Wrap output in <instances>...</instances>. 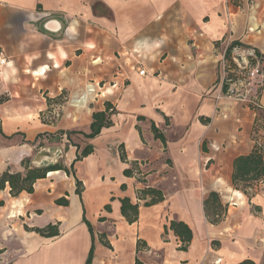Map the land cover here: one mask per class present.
<instances>
[{
	"label": "crops",
	"instance_id": "obj_1",
	"mask_svg": "<svg viewBox=\"0 0 264 264\" xmlns=\"http://www.w3.org/2000/svg\"><path fill=\"white\" fill-rule=\"evenodd\" d=\"M250 1L0 0V174H24L25 159L69 171L48 172L32 193L0 190V264H86L83 217L94 235L91 264L262 263L264 176L248 197L232 175L235 159L264 140V80L254 74L248 88L234 91L232 81L222 92L226 47L264 45V0ZM112 81L116 88L87 104L76 100L88 85ZM106 103L111 126L85 137ZM58 106L60 118L49 119ZM86 146L92 152L71 169ZM44 149L52 155L37 160ZM146 187L163 200L143 206L137 193ZM210 192L225 208L217 224L205 216ZM124 197L140 204L131 224L121 215ZM171 220L192 232L185 251L164 229ZM49 224L56 236L31 230Z\"/></svg>",
	"mask_w": 264,
	"mask_h": 264
},
{
	"label": "trees",
	"instance_id": "obj_2",
	"mask_svg": "<svg viewBox=\"0 0 264 264\" xmlns=\"http://www.w3.org/2000/svg\"><path fill=\"white\" fill-rule=\"evenodd\" d=\"M249 48L253 51V55L256 58L264 59L263 54L254 47L244 45L238 41L231 42L225 49L224 52V60L228 63L226 65L236 67L234 62L232 61V51L235 48ZM254 64V62H253ZM225 66V70L228 72L229 67ZM232 76L227 73L225 77V81L222 84V92L228 93L229 83L232 82ZM5 97H0V103L5 101ZM113 113V110H110V105L105 104V111L94 112L92 114V122L90 124V132L85 135L87 138H94L97 136L102 128H107L111 126L110 115ZM152 133L155 139H159L163 145H165V138L164 136L156 129L154 125L151 126ZM258 133V129H255V134ZM92 152L91 146L84 147L81 152L76 156L74 161L71 164V169L73 168V164L76 161L81 160L82 158L86 157ZM121 159L123 157L121 156ZM22 166L25 169L24 174L18 172H10L8 169L5 170L3 173L0 174V190L5 188L7 184L9 187V193L12 197L18 196L21 192L25 191L27 193H32L33 191V183L37 179L44 178L46 174L50 171H57L62 170L69 174V171L66 167H63L60 163L55 164H45L41 167H30V160L25 159L21 162ZM234 171L232 175V184L235 189L240 190L243 194H249L247 192V188L250 186V183L253 181H258L263 178L264 176V147L257 139L255 141V145L253 147L252 152L246 156H239L235 159L234 164ZM135 169H125L123 174L125 176L132 175ZM137 171V170H136ZM139 172L137 171L136 174ZM76 181V192L78 195L81 193V182L75 178ZM137 197L139 202L142 201L143 206H150L155 203L161 202L163 200L162 193L154 188H144L139 190L137 193ZM121 202V215L125 218V220L131 224L137 220L138 216V209H139V202L132 204L130 200L126 197L120 200ZM205 216L207 220L211 224H217L223 218V214L225 208L222 206L219 195L216 192H210L208 197L203 201ZM106 209H109L108 206H105ZM218 209H222V216H220L217 212ZM211 215H214L215 219H211ZM83 222L86 224L90 236H91V246L88 252V256L86 259V264H91L94 256V235L91 229L89 222L83 217ZM165 231L170 229L175 236H177L181 242L179 249L182 251L187 250L191 239H192V232L190 228L180 221L171 220L169 222V226L164 227ZM32 231L36 232L37 234L45 237L56 236L58 234L57 226L55 225H47L43 228H33ZM102 244L106 247H110L106 241H101ZM139 248H143V244L137 242V250ZM135 264H141L138 260L135 261ZM237 264H257L250 259H245ZM264 264V259L262 263Z\"/></svg>",
	"mask_w": 264,
	"mask_h": 264
},
{
	"label": "rangeland",
	"instance_id": "obj_3",
	"mask_svg": "<svg viewBox=\"0 0 264 264\" xmlns=\"http://www.w3.org/2000/svg\"><path fill=\"white\" fill-rule=\"evenodd\" d=\"M244 45L251 46V47L256 46L255 44L249 45L246 43ZM259 48L263 52L262 54L264 56V45L260 44ZM235 51L237 53H234V50H233L231 57L236 67H232V66L230 67L226 65V67L227 66L229 67L228 73L232 76L233 81H235L236 83V86L233 88V90L235 91V88H239V87L248 88L250 86V83L253 82L254 74L256 76H259L258 79L260 82L264 80V59L256 58L253 55V51L249 48H240V47L238 48L237 47L235 48ZM225 64H228V63L225 61ZM255 70H257V73H255ZM237 82L239 83L240 86H238ZM258 90L259 89H257V93L259 92ZM259 130L262 131V136H263L262 138H264V122L259 127ZM260 143L263 144V147H264V140H262ZM222 212H223L222 209H218L217 213L220 216H222ZM211 219H215L214 215H211Z\"/></svg>",
	"mask_w": 264,
	"mask_h": 264
},
{
	"label": "built area",
	"instance_id": "obj_4",
	"mask_svg": "<svg viewBox=\"0 0 264 264\" xmlns=\"http://www.w3.org/2000/svg\"><path fill=\"white\" fill-rule=\"evenodd\" d=\"M252 2V1H251ZM6 65V60L4 57H0V69L2 66ZM255 73H257V70H255ZM137 74L139 76H145L146 72L143 69H138ZM117 83L115 81H112L108 86H106V83H96V84H90L88 85L86 92L82 95H80L76 100L79 102H82L83 104H87L88 98L90 96H93V98H97L98 96H102V94L106 93L108 88H116ZM66 102V99H65ZM61 106H58L57 108L53 109L52 112H50L49 119H58L61 115Z\"/></svg>",
	"mask_w": 264,
	"mask_h": 264
},
{
	"label": "water",
	"instance_id": "obj_5",
	"mask_svg": "<svg viewBox=\"0 0 264 264\" xmlns=\"http://www.w3.org/2000/svg\"><path fill=\"white\" fill-rule=\"evenodd\" d=\"M50 150V149H49ZM52 153H53V150H50ZM39 154H42L44 157L43 158H46V157H48V156H51V155H49V153L48 152H45V149L44 150H42V151H40L39 152Z\"/></svg>",
	"mask_w": 264,
	"mask_h": 264
},
{
	"label": "bare ground",
	"instance_id": "obj_6",
	"mask_svg": "<svg viewBox=\"0 0 264 264\" xmlns=\"http://www.w3.org/2000/svg\"><path fill=\"white\" fill-rule=\"evenodd\" d=\"M45 152H48L49 155L52 154V152H51L49 149H45ZM43 157H44V156H43L42 154H38V155H37V160H39V159H41V158H43Z\"/></svg>",
	"mask_w": 264,
	"mask_h": 264
}]
</instances>
